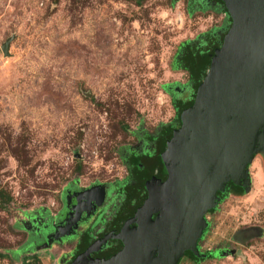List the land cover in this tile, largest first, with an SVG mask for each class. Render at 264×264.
Here are the masks:
<instances>
[{"label":"rangeland","instance_id":"1","mask_svg":"<svg viewBox=\"0 0 264 264\" xmlns=\"http://www.w3.org/2000/svg\"><path fill=\"white\" fill-rule=\"evenodd\" d=\"M195 8L0 0V264H44L65 247L48 227L69 192L133 181L127 156L155 154L149 138L177 125L174 97L193 86L177 64L184 46L223 19ZM223 192L205 214V257L178 264H264V152L252 156L245 187L228 182Z\"/></svg>","mask_w":264,"mask_h":264},{"label":"water","instance_id":"2","mask_svg":"<svg viewBox=\"0 0 264 264\" xmlns=\"http://www.w3.org/2000/svg\"><path fill=\"white\" fill-rule=\"evenodd\" d=\"M220 1L229 28L167 142L166 179L146 185L137 227L102 264H178L186 251L199 257L217 193L228 182L245 187L252 156L264 152V0ZM8 49L6 42L5 56Z\"/></svg>","mask_w":264,"mask_h":264},{"label":"flooded vegetation","instance_id":"3","mask_svg":"<svg viewBox=\"0 0 264 264\" xmlns=\"http://www.w3.org/2000/svg\"><path fill=\"white\" fill-rule=\"evenodd\" d=\"M189 3L197 6V11L209 7L207 9L220 11L225 15L224 33L211 31L204 35L208 36L207 39L212 37L215 42L223 39L230 19L217 0H189ZM180 95L182 103L193 102V86L181 91ZM177 128L179 126L175 127ZM163 134L159 130L149 138L155 148L152 156L145 157L141 153L127 156L133 181L106 187L95 185L87 190H74L65 196L55 222L48 227L53 237L51 240L65 243V247L49 254L44 264H59L60 261V264H102L123 249L124 242L121 237H127L137 227L136 213L147 198L146 185L166 179V165L163 161L166 148L161 149ZM100 192L103 193L101 198ZM154 218L155 214L152 215V219ZM48 244V240L43 239L38 247H47ZM60 254L63 261L59 258ZM185 254L188 255L187 251Z\"/></svg>","mask_w":264,"mask_h":264},{"label":"trees","instance_id":"4","mask_svg":"<svg viewBox=\"0 0 264 264\" xmlns=\"http://www.w3.org/2000/svg\"><path fill=\"white\" fill-rule=\"evenodd\" d=\"M177 0H173L175 2ZM219 5L223 7V3L220 0H217ZM224 12L226 11L223 7ZM230 23V21H228ZM212 36V35H211ZM208 36L201 37L200 40L195 43L187 44L184 46V49L177 61V64L180 68H186L190 72L191 80L193 83L194 93L197 90L198 85L203 80L206 71L210 65L211 57L213 56L214 51L220 47L221 40L219 42H215L212 37L208 38ZM204 43V44H203ZM194 97V96H193ZM178 97H174L175 106L178 111L183 110L186 107H189L192 104V101L187 103H182ZM181 125L180 117L178 118V125ZM177 126L166 125L163 126L160 130L164 133L163 139L161 142V149L166 148L167 142L171 139L172 132ZM224 192H218V197L222 198ZM188 255L196 260H201L205 257V255H200L199 257L194 256V254L190 251H187ZM207 254L206 256H209Z\"/></svg>","mask_w":264,"mask_h":264},{"label":"crops","instance_id":"5","mask_svg":"<svg viewBox=\"0 0 264 264\" xmlns=\"http://www.w3.org/2000/svg\"><path fill=\"white\" fill-rule=\"evenodd\" d=\"M216 13H221L220 11H215ZM223 16L221 17V18H223V19H221V25H220V28L218 27H213V29H211V30H209V32H211V31H217V32H225V24H224V17H225V15L223 14V13H221ZM208 31H207V33H209ZM206 34V33H205ZM217 36H218V34H217ZM191 87H189V89H190Z\"/></svg>","mask_w":264,"mask_h":264}]
</instances>
